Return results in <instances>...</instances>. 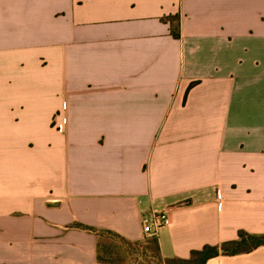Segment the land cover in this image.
<instances>
[{
    "label": "crops",
    "instance_id": "1",
    "mask_svg": "<svg viewBox=\"0 0 264 264\" xmlns=\"http://www.w3.org/2000/svg\"><path fill=\"white\" fill-rule=\"evenodd\" d=\"M165 210L164 258L264 235V0H0V264H100L74 225Z\"/></svg>",
    "mask_w": 264,
    "mask_h": 264
},
{
    "label": "trees",
    "instance_id": "2",
    "mask_svg": "<svg viewBox=\"0 0 264 264\" xmlns=\"http://www.w3.org/2000/svg\"><path fill=\"white\" fill-rule=\"evenodd\" d=\"M166 21L171 24L173 37L179 39V16H170ZM74 227L96 235L97 260L100 264H206L212 258L245 254L264 246V235L239 231L238 239L220 245H206L200 250L192 251L187 259L164 258L157 236L148 237L144 241H131L110 230H99L81 224Z\"/></svg>",
    "mask_w": 264,
    "mask_h": 264
},
{
    "label": "built area",
    "instance_id": "3",
    "mask_svg": "<svg viewBox=\"0 0 264 264\" xmlns=\"http://www.w3.org/2000/svg\"><path fill=\"white\" fill-rule=\"evenodd\" d=\"M143 232L145 235L152 237L157 236L158 232L172 224L169 211L149 212L143 214L142 218Z\"/></svg>",
    "mask_w": 264,
    "mask_h": 264
}]
</instances>
